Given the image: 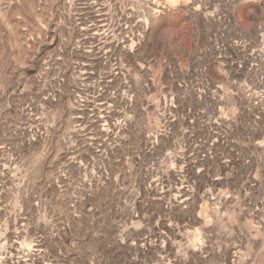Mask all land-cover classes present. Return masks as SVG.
I'll return each instance as SVG.
<instances>
[{
    "label": "rangeland",
    "instance_id": "rangeland-1",
    "mask_svg": "<svg viewBox=\"0 0 264 264\" xmlns=\"http://www.w3.org/2000/svg\"><path fill=\"white\" fill-rule=\"evenodd\" d=\"M0 264H264V0H0Z\"/></svg>",
    "mask_w": 264,
    "mask_h": 264
},
{
    "label": "bare ground",
    "instance_id": "bare-ground-1",
    "mask_svg": "<svg viewBox=\"0 0 264 264\" xmlns=\"http://www.w3.org/2000/svg\"><path fill=\"white\" fill-rule=\"evenodd\" d=\"M153 18H154L155 20L157 19L155 15H153ZM148 141H149V140H147V143H148Z\"/></svg>",
    "mask_w": 264,
    "mask_h": 264
}]
</instances>
